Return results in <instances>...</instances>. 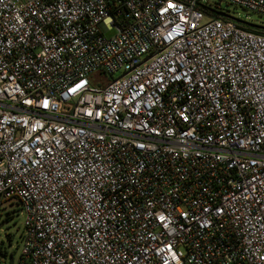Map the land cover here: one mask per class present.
<instances>
[{"label": "built area", "instance_id": "obj_1", "mask_svg": "<svg viewBox=\"0 0 264 264\" xmlns=\"http://www.w3.org/2000/svg\"><path fill=\"white\" fill-rule=\"evenodd\" d=\"M202 2L0 0L15 264H264V35Z\"/></svg>", "mask_w": 264, "mask_h": 264}, {"label": "rangeland", "instance_id": "obj_2", "mask_svg": "<svg viewBox=\"0 0 264 264\" xmlns=\"http://www.w3.org/2000/svg\"><path fill=\"white\" fill-rule=\"evenodd\" d=\"M206 6L218 12L253 25H264V17L253 13H247L219 0H203ZM119 73L113 78H117ZM91 85L107 84L111 78L102 74L90 75ZM24 214L16 204L5 203L0 207V264H15L21 248V235L23 232Z\"/></svg>", "mask_w": 264, "mask_h": 264}, {"label": "trees", "instance_id": "obj_3", "mask_svg": "<svg viewBox=\"0 0 264 264\" xmlns=\"http://www.w3.org/2000/svg\"><path fill=\"white\" fill-rule=\"evenodd\" d=\"M214 12L218 13L217 10L213 9ZM229 17V16H228ZM237 21V25L247 31H251L253 33L259 34V35H264V25H253V24H249L243 21H239L237 19H235Z\"/></svg>", "mask_w": 264, "mask_h": 264}]
</instances>
